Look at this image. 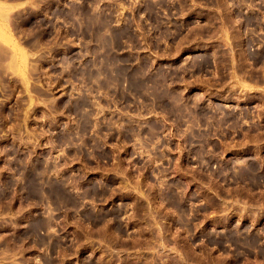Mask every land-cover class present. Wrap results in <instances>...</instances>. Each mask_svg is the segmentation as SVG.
Wrapping results in <instances>:
<instances>
[{"label":"rangeland","instance_id":"1","mask_svg":"<svg viewBox=\"0 0 264 264\" xmlns=\"http://www.w3.org/2000/svg\"><path fill=\"white\" fill-rule=\"evenodd\" d=\"M0 264H264V0H0Z\"/></svg>","mask_w":264,"mask_h":264},{"label":"bare ground","instance_id":"2","mask_svg":"<svg viewBox=\"0 0 264 264\" xmlns=\"http://www.w3.org/2000/svg\"><path fill=\"white\" fill-rule=\"evenodd\" d=\"M22 54H23V53H22ZM14 57H15V56H13V58H14ZM13 58H12V59H13ZM14 62H15V61H14ZM14 62H13V63H14ZM11 63H12V62H11ZM10 65H11V64H10ZM11 68H13L12 65H11Z\"/></svg>","mask_w":264,"mask_h":264}]
</instances>
